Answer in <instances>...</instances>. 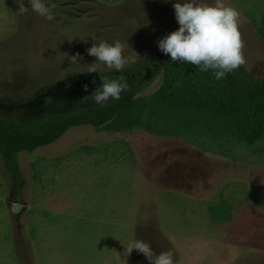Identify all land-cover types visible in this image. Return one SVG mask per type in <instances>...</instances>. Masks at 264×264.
<instances>
[{
  "label": "rangeland",
  "instance_id": "rangeland-1",
  "mask_svg": "<svg viewBox=\"0 0 264 264\" xmlns=\"http://www.w3.org/2000/svg\"><path fill=\"white\" fill-rule=\"evenodd\" d=\"M45 2L53 21L0 0L1 116L91 106L86 96L107 74L144 70L158 41L179 27L176 0ZM223 2L240 13L243 67L264 79L254 27L264 28V0ZM104 41L127 42L128 62L119 72L98 65L88 73L96 58L87 49ZM77 54L83 59L73 63ZM159 86L160 79L143 95ZM205 150L139 130L79 126L18 155V193L0 155V264H149L127 253L136 239L157 255L171 249L175 264H264V138L230 156Z\"/></svg>",
  "mask_w": 264,
  "mask_h": 264
},
{
  "label": "trees",
  "instance_id": "trees-1",
  "mask_svg": "<svg viewBox=\"0 0 264 264\" xmlns=\"http://www.w3.org/2000/svg\"><path fill=\"white\" fill-rule=\"evenodd\" d=\"M254 27L264 42V28ZM143 67L103 78L127 81L129 88L118 101L48 112L35 119L0 115V155L15 191L19 192L22 183L18 155L49 146L79 126L110 133L139 130L224 156L263 140L264 79L251 75L243 65L220 81L211 70L172 62L169 55H164L162 63L147 60ZM159 79V89L143 95Z\"/></svg>",
  "mask_w": 264,
  "mask_h": 264
},
{
  "label": "clouds",
  "instance_id": "clouds-1",
  "mask_svg": "<svg viewBox=\"0 0 264 264\" xmlns=\"http://www.w3.org/2000/svg\"><path fill=\"white\" fill-rule=\"evenodd\" d=\"M166 2L171 3L172 0ZM27 3L26 7L24 0H18L20 15L31 9L47 21L55 19L53 8L45 0H27ZM173 8L179 27L158 41L159 50L169 55L172 62L189 63L203 71L211 70L217 81L245 64L242 51L244 41L238 24L240 13L235 8L226 6L223 0H215L214 3L207 0H176ZM127 47V42L120 41L93 43L87 52L96 61L88 65V73H97L98 65L119 72L128 62V57L124 55ZM78 57L79 54L70 58L73 63H79L83 57ZM128 88L124 78L104 80L86 97L95 105H104L109 101H118L121 93ZM84 91L88 92V85H84ZM133 250L143 254L149 264H175L171 249L157 255L147 241L136 239L128 246L127 253L131 254Z\"/></svg>",
  "mask_w": 264,
  "mask_h": 264
},
{
  "label": "water",
  "instance_id": "water-1",
  "mask_svg": "<svg viewBox=\"0 0 264 264\" xmlns=\"http://www.w3.org/2000/svg\"><path fill=\"white\" fill-rule=\"evenodd\" d=\"M164 60V54H159L158 52H154L151 56L150 61L151 62H155V63H162ZM149 69L147 70V72L149 73Z\"/></svg>",
  "mask_w": 264,
  "mask_h": 264
},
{
  "label": "flooded vegetation",
  "instance_id": "flooded-vegetation-1",
  "mask_svg": "<svg viewBox=\"0 0 264 264\" xmlns=\"http://www.w3.org/2000/svg\"><path fill=\"white\" fill-rule=\"evenodd\" d=\"M45 102H47V101H45ZM44 104H45V103L42 104V107H43Z\"/></svg>",
  "mask_w": 264,
  "mask_h": 264
}]
</instances>
